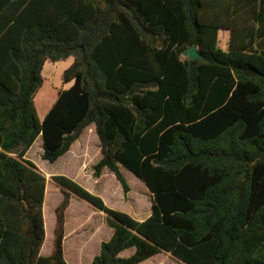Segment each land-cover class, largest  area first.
Masks as SVG:
<instances>
[{
	"label": "trees",
	"instance_id": "16d2710c",
	"mask_svg": "<svg viewBox=\"0 0 264 264\" xmlns=\"http://www.w3.org/2000/svg\"><path fill=\"white\" fill-rule=\"evenodd\" d=\"M189 45L200 54L191 63ZM66 59V86L39 119L44 63ZM90 124L93 176L107 168L126 196L120 168L130 171L150 193L146 218L25 157L39 136L41 159L54 162ZM48 181L61 199L43 255ZM72 196L112 228L86 264L160 252L181 264H264V0H0V264H67Z\"/></svg>",
	"mask_w": 264,
	"mask_h": 264
},
{
	"label": "rangeland",
	"instance_id": "374dc122",
	"mask_svg": "<svg viewBox=\"0 0 264 264\" xmlns=\"http://www.w3.org/2000/svg\"><path fill=\"white\" fill-rule=\"evenodd\" d=\"M219 37L222 42L227 41V32L221 31ZM67 60V59H66ZM66 60H61L59 62H49L44 63L42 69L43 81L41 86L38 88L34 95V106L36 113L39 119L43 116L42 114L47 110L51 102L55 99L58 90L64 88L66 84L61 82V73L62 70L67 66ZM41 139L38 136L28 151L26 152L25 157L32 161L38 168L41 169L43 173L46 171L50 174H62L69 178H73V174L78 173V160L75 156L80 155L83 162H85V171L84 169L79 172L78 179L74 180L83 186L85 189L93 193V190L97 192H102L104 198H106L105 203L111 208L118 210L121 209H133L136 205L142 204L145 208L149 209V191L143 184V182L134 176L130 171L120 168L122 175L124 176L128 186H129V198L132 199V202L129 200H121L123 198V192L119 182L116 180L112 172L107 168H104V172L100 175L99 178L93 176L92 174V163L95 162L99 154V146L97 136L90 124L84 128L79 137L71 144L70 150L60 156L54 162H48L47 160L41 159ZM49 174H46V177ZM61 199V193L59 192L56 185L47 182L44 193L43 201V218H44V241L41 246V254L45 255V252L51 247L52 235H53V226H54V208L59 203ZM73 200L70 205L69 211L74 210V205L80 203L82 205H87L84 201L78 200L75 197H71ZM70 199V200H71ZM78 201V202H77ZM67 227V226H66ZM133 248L125 249L123 255H126ZM68 255V254H67ZM121 256V255H120ZM67 262H76L70 260L69 257H66ZM82 262H87V259L84 257ZM72 264V263H69ZM139 264H181L174 260L169 254L165 252H160L151 256L150 258L140 262Z\"/></svg>",
	"mask_w": 264,
	"mask_h": 264
},
{
	"label": "crops",
	"instance_id": "0c3cea01",
	"mask_svg": "<svg viewBox=\"0 0 264 264\" xmlns=\"http://www.w3.org/2000/svg\"><path fill=\"white\" fill-rule=\"evenodd\" d=\"M91 125L94 130V125ZM70 148L71 146L69 147L67 152L70 150ZM98 157L99 154L96 160L98 159ZM75 158L78 160L79 171L78 173L73 174L72 179L74 180L78 179L80 171H82L83 169L85 171L86 166L85 162H83L82 158H80V155L75 156ZM93 164L94 162L91 165ZM103 172L104 170L101 172V174ZM45 174H50V172L46 171ZM100 175L97 178H99ZM93 193L101 197L104 203H107L106 198H104L102 195V192L93 190ZM129 195L130 194L128 191L126 196L123 195V198L121 197V200L128 201L130 199ZM129 201L132 202V199H130ZM72 202L73 200L71 199L64 213L63 257L67 264H86L90 262L94 255L99 252L101 242L107 240L111 236L112 228L107 225L104 213L102 211L94 209L87 203V205L77 203L76 205H74V210L69 211ZM121 211L127 212L137 220H142L146 218L150 212V202L148 210L140 203V205H136V207L133 209H121ZM50 250L51 247L48 249V251L45 252V255L49 254ZM124 251L125 250L120 252L119 255L122 256ZM133 251L134 249H131V251H129V253L124 255L123 257L129 256L133 253ZM66 257H69L70 260L72 259V261L76 262H67ZM84 257L87 259V262H82Z\"/></svg>",
	"mask_w": 264,
	"mask_h": 264
},
{
	"label": "water",
	"instance_id": "95a60500",
	"mask_svg": "<svg viewBox=\"0 0 264 264\" xmlns=\"http://www.w3.org/2000/svg\"><path fill=\"white\" fill-rule=\"evenodd\" d=\"M183 54L188 58L189 63H191L194 58H197L200 56V54L198 53L194 45H189L186 49H184ZM242 175H243V172L241 173L239 178H242Z\"/></svg>",
	"mask_w": 264,
	"mask_h": 264
}]
</instances>
